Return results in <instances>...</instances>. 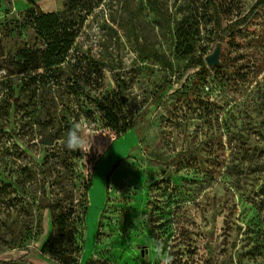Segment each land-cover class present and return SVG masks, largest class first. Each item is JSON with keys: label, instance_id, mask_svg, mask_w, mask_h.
Wrapping results in <instances>:
<instances>
[{"label": "rangeland", "instance_id": "rangeland-1", "mask_svg": "<svg viewBox=\"0 0 264 264\" xmlns=\"http://www.w3.org/2000/svg\"><path fill=\"white\" fill-rule=\"evenodd\" d=\"M67 2L0 0V261L56 264L41 249L52 212L72 210L83 220L78 264H264V0ZM29 9L84 17L62 85L52 78L36 98L16 62L45 48ZM183 16L201 24L193 57L220 43L229 72L201 74L177 54ZM101 106L126 118V134ZM74 121L103 134L87 164L80 150L52 156Z\"/></svg>", "mask_w": 264, "mask_h": 264}, {"label": "trees", "instance_id": "trees-1", "mask_svg": "<svg viewBox=\"0 0 264 264\" xmlns=\"http://www.w3.org/2000/svg\"><path fill=\"white\" fill-rule=\"evenodd\" d=\"M79 0H68L67 8H71ZM35 9H29L25 12L26 21L30 23L38 31L39 35L44 39L45 48L43 49H27L24 48L17 53L16 62L21 68L18 74L26 76L24 87H30L31 98H36L39 91L46 85L50 84L52 78L57 79V87L62 85L61 74L64 72V65L69 61L70 50L72 49L76 39L79 37L80 27L84 22V17L77 15L73 10L58 11L52 13H36ZM168 23L171 18L166 19ZM201 24L199 19L183 16L174 21L173 39L177 54L189 60L195 59L194 67L201 70V74H207V65L202 57L194 58L196 38L200 35ZM233 30V25H227L221 31V39H226L227 35ZM205 58V57H204ZM217 68V69H216ZM216 70L225 72L230 71L228 62H221ZM43 69L44 73L33 75L38 70ZM45 79V81H44ZM74 88H70L71 94H78L81 89V84L75 82ZM78 88L77 90L75 89ZM82 91V89H81ZM100 111L104 113L107 126L120 137L127 133L128 124L126 118L121 120V117L113 111L107 110V107L101 106ZM54 142V140H53ZM72 154L67 151V148H61L52 153L53 158L64 159L66 161ZM187 156L186 152L178 154L175 161L179 162ZM92 186V182L88 181L84 190L88 192ZM70 195V194H69ZM88 206H85L83 216L87 215ZM53 211V210H52ZM54 236L49 238L41 249L42 256L49 257L56 264H78L81 247L78 240L81 237L78 225L83 224L82 219L73 218L72 210L64 212H52ZM0 264H32L25 257L11 260L0 261Z\"/></svg>", "mask_w": 264, "mask_h": 264}, {"label": "clouds", "instance_id": "clouds-1", "mask_svg": "<svg viewBox=\"0 0 264 264\" xmlns=\"http://www.w3.org/2000/svg\"><path fill=\"white\" fill-rule=\"evenodd\" d=\"M103 134H93L89 131L87 124L79 121H74L72 126L69 128L66 138L64 140V146L70 151H82L85 155L83 158L87 164V155L91 152L95 145V137ZM106 136V135H104ZM162 243L156 242L154 251L159 256L162 251ZM172 257L168 256L163 261V264H172Z\"/></svg>", "mask_w": 264, "mask_h": 264}, {"label": "water", "instance_id": "water-1", "mask_svg": "<svg viewBox=\"0 0 264 264\" xmlns=\"http://www.w3.org/2000/svg\"><path fill=\"white\" fill-rule=\"evenodd\" d=\"M221 53H222V45L220 43L217 44L212 54L205 56L204 61L208 68H216L221 65ZM43 143L45 145H53L52 138H46ZM167 177L170 176V172L166 174Z\"/></svg>", "mask_w": 264, "mask_h": 264}, {"label": "built area", "instance_id": "built-area-1", "mask_svg": "<svg viewBox=\"0 0 264 264\" xmlns=\"http://www.w3.org/2000/svg\"><path fill=\"white\" fill-rule=\"evenodd\" d=\"M2 15H0V20L2 19ZM1 32H2V30H1V25H0V36H1Z\"/></svg>", "mask_w": 264, "mask_h": 264}, {"label": "crops", "instance_id": "crops-1", "mask_svg": "<svg viewBox=\"0 0 264 264\" xmlns=\"http://www.w3.org/2000/svg\"><path fill=\"white\" fill-rule=\"evenodd\" d=\"M33 1V0H32Z\"/></svg>", "mask_w": 264, "mask_h": 264}]
</instances>
